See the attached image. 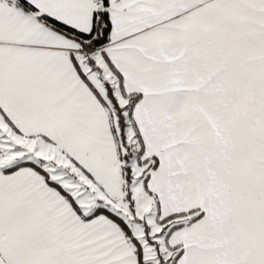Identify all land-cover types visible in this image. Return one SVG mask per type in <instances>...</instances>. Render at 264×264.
<instances>
[{"label":"snow or ice","instance_id":"6c2138e0","mask_svg":"<svg viewBox=\"0 0 264 264\" xmlns=\"http://www.w3.org/2000/svg\"><path fill=\"white\" fill-rule=\"evenodd\" d=\"M0 264H264V0H0Z\"/></svg>","mask_w":264,"mask_h":264}]
</instances>
